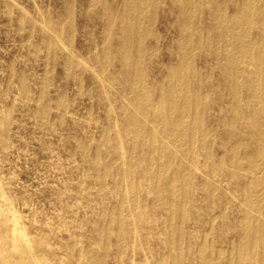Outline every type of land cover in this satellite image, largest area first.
<instances>
[{
	"label": "bare ground",
	"instance_id": "1",
	"mask_svg": "<svg viewBox=\"0 0 264 264\" xmlns=\"http://www.w3.org/2000/svg\"><path fill=\"white\" fill-rule=\"evenodd\" d=\"M230 1L59 0L54 16L47 20L49 32L35 26L30 29L32 36L42 33V41L35 47L46 49L43 96L37 114L49 116L46 93L57 64L64 80L77 83L80 95L87 90L88 79L98 84L96 99L106 110L107 150L102 152L100 146L86 141L80 144V150L92 152L96 166L100 165L101 183L111 181L119 195L117 204L104 214L107 222L96 227L105 241L99 240L103 252H92L91 263L104 264L108 240H114L119 256L124 257L133 236L149 231L146 210L158 213L164 208L168 224L165 237L171 252L158 264H264V173L247 183L239 171L255 172L264 163V5L261 9L257 5L261 0H240L241 5H234L231 12ZM204 10L212 19L208 29L200 23ZM161 18L167 34L164 42L158 31ZM18 24L23 27L24 19L19 18ZM78 25L88 40L87 60L82 56L84 48L75 41ZM214 39V51L224 57L222 71L235 117L229 121L234 130L227 140L247 133L253 147L248 155L242 152L243 142L219 157L210 146L208 121L220 94L203 90L211 72L199 68L196 55L204 51L210 55L207 49ZM163 45L171 56L164 66L157 60ZM225 45L230 47L227 53ZM65 48L70 54L62 55L60 50ZM152 71L160 72L161 78H150ZM57 103L64 106L67 97L60 96ZM7 124L8 118H3L2 137ZM197 149L209 157L204 169L212 194L206 207L211 203L222 209L213 232L201 243L195 242L199 227L193 231V239L185 226L194 217L198 222L200 212L191 204L195 175L191 154ZM230 168L237 170L231 190L245 204L242 207L235 203L225 207L227 195L220 194L218 181ZM145 182L153 184L151 196L142 194ZM4 199L0 188V264H62L61 250H51L46 237L35 239L29 248V239L18 225V213L4 209ZM238 209L242 219L232 226ZM228 230L236 239L226 250L217 248V233Z\"/></svg>",
	"mask_w": 264,
	"mask_h": 264
},
{
	"label": "rangeland",
	"instance_id": "2",
	"mask_svg": "<svg viewBox=\"0 0 264 264\" xmlns=\"http://www.w3.org/2000/svg\"><path fill=\"white\" fill-rule=\"evenodd\" d=\"M58 1L0 0V124L3 118H8L5 137L0 133V188L5 194L2 205L4 209L12 208L18 213V225L28 237L30 249L35 239L46 237L51 250H61L62 264H93L90 262L92 252L101 254L103 250L99 240L105 241L104 235L96 233V227L99 222H107L104 214L117 204L119 198L111 181L105 185L101 183L100 165L96 166L92 152L80 150L81 141L100 146L102 152L107 150L104 139L107 116L104 106L96 99L100 91L98 84L88 79L87 90L80 95L77 83L64 80L60 75L61 67L57 64L52 68L53 81L46 93L51 106L49 116L37 114L43 96L41 83L46 72V49L44 46L35 47L36 43H41L42 33L32 36L30 29L35 26L45 33L49 32L47 20L54 16ZM230 3L231 12L234 5H241L240 0H231ZM257 5L263 9L264 1H258ZM19 18L25 21L23 27L18 24ZM200 20L203 27L211 28L212 19L207 10L200 15ZM162 21L164 23L165 19L161 18L158 31L164 42L167 34ZM75 41L79 48H84L82 56L87 60L89 53L85 48L88 40L84 28L79 25ZM214 43L215 39L210 42L211 48L207 49L210 55L205 51L196 55L199 68L204 73L211 72V80L203 90L220 94L208 121L212 130L210 146L215 157H219L243 142L246 146L242 152L248 155L253 147L247 133L227 140L234 130L229 121L235 117L231 109L232 95L222 71L224 57L214 51ZM165 47L163 45L157 58L163 66L171 58ZM223 50L227 53L230 47L225 45ZM60 51L62 55L70 54L66 48ZM160 74L152 71L149 76L152 79L161 78ZM62 95L67 97V103L59 106L57 102ZM115 109L119 111V108ZM191 158L195 174L191 183V204H195L200 212L198 222L194 217L185 226L191 231V238L195 228L199 227L195 242L201 243L207 233L213 232L215 219L222 209L211 203L206 207L212 194L211 180L207 179L204 169L209 157L197 149L192 152ZM239 171L248 183L263 175L264 163L255 172L247 169ZM235 172V168H230L218 181L220 194L227 195L225 207L232 206V203L240 207L245 205L231 190ZM141 189L144 196H151L153 184L145 182ZM125 193L129 197L128 188ZM238 212L239 209L234 213L232 226L240 224L242 218ZM146 219L149 231L133 236L124 257L119 256L114 240L107 241L104 264H158L159 260L169 258L171 248L165 237L168 225L166 209L161 208L158 213L147 209ZM236 236L232 230L218 232L216 247L228 249L230 241ZM71 250L74 251L70 256Z\"/></svg>",
	"mask_w": 264,
	"mask_h": 264
}]
</instances>
